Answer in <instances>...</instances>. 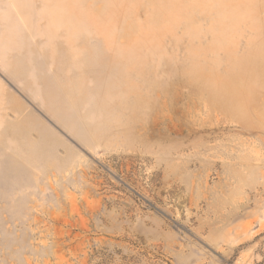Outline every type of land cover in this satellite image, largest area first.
Here are the masks:
<instances>
[{
	"label": "rangeland",
	"instance_id": "1",
	"mask_svg": "<svg viewBox=\"0 0 264 264\" xmlns=\"http://www.w3.org/2000/svg\"><path fill=\"white\" fill-rule=\"evenodd\" d=\"M0 264H264V0H0Z\"/></svg>",
	"mask_w": 264,
	"mask_h": 264
}]
</instances>
